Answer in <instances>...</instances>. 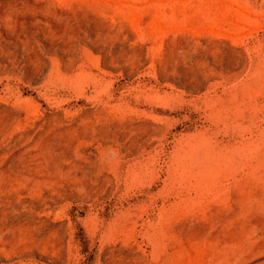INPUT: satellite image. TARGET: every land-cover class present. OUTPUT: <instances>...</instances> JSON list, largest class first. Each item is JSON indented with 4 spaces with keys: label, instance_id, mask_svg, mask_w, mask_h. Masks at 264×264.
<instances>
[{
    "label": "rangeland",
    "instance_id": "374dc122",
    "mask_svg": "<svg viewBox=\"0 0 264 264\" xmlns=\"http://www.w3.org/2000/svg\"><path fill=\"white\" fill-rule=\"evenodd\" d=\"M0 264H264V0H0Z\"/></svg>",
    "mask_w": 264,
    "mask_h": 264
}]
</instances>
